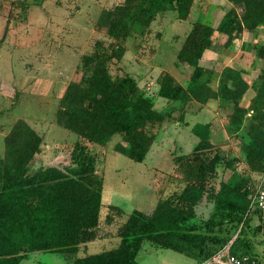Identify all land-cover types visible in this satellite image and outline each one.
<instances>
[{
	"label": "trees",
	"instance_id": "obj_1",
	"mask_svg": "<svg viewBox=\"0 0 264 264\" xmlns=\"http://www.w3.org/2000/svg\"><path fill=\"white\" fill-rule=\"evenodd\" d=\"M46 1L21 0L16 5L27 14ZM212 1L202 2L177 55V67H188V81L163 73L155 94L128 73L114 76L111 66L123 60L129 40L143 30L152 32L163 17L189 21L196 0H124L101 11L97 25L109 41L98 40L81 56V78L66 86L55 111V123L78 138L69 163L32 169L44 137L27 120H18L4 137L0 264H27L41 254L57 256L65 264H143L138 258L145 242L196 264H206L227 247L247 264H263L264 209L252 203L264 173V43L243 46L254 53L255 63L262 62L260 84L247 103L244 97L251 86L242 70L227 66L217 74L201 61L218 37H227L229 46L243 33L264 32V0H227L231 6L217 27L206 21ZM159 99L166 102L160 110ZM211 101L227 112L224 128L239 152L230 143H214L213 122L195 125L191 132L199 142L188 153H173L172 173H167L184 185L182 190L169 196L152 190L155 197L147 213L134 209L126 214L121 206L104 204L105 178L93 148H107L119 137L114 154L143 163L164 125L177 120L176 113L187 128V115ZM201 205L210 206L207 217L199 214ZM116 226L118 242L90 254L89 247L110 238L107 229Z\"/></svg>",
	"mask_w": 264,
	"mask_h": 264
},
{
	"label": "rangeland",
	"instance_id": "obj_2",
	"mask_svg": "<svg viewBox=\"0 0 264 264\" xmlns=\"http://www.w3.org/2000/svg\"><path fill=\"white\" fill-rule=\"evenodd\" d=\"M20 1L0 0V157L4 155V137L22 119L27 120L44 137L42 153L33 161L32 169L65 165L70 161L78 138L55 123L58 98L70 82L81 78L77 72L81 56L90 53L98 40L109 41L105 30L97 25L101 11L124 0H47L42 8L31 7L27 14L16 5ZM202 2L204 0H196L189 21H176L172 15L165 16L153 26L152 32L143 30L129 40L126 44L127 54L121 62L112 64V74L132 75L151 94L157 92V80L163 73H171L181 83L187 82L190 77L188 67H177V55L190 31V23L199 17ZM212 3L206 21L217 27L231 5L227 0H213ZM226 42L227 37H218L213 49L205 52L202 66L214 69L217 74L227 66L242 70V76H247L253 90H257L262 62L255 63L254 53L243 46L264 43V32L243 33L229 46H225ZM212 87L216 88V81ZM252 93L250 90L245 95L244 102ZM165 106L164 100L157 101V109ZM192 113L186 117V122L190 124L187 128L181 126L186 123L180 122L179 113L174 115L177 119L174 123L164 125L143 163L114 154V144L119 142V137L114 138L115 141L107 148H93V152L99 153L98 170L105 178V205L121 206L126 214L134 209L147 213L155 197L152 190L157 195L165 191V196L182 190L184 185L167 173H172L173 153H188L199 142L191 132L195 125L213 122L214 143H230L235 152H239V146L229 140L224 128L228 114L219 108L217 102L211 101L201 111L195 108ZM107 156L105 163L103 158ZM239 169L244 170V165H240ZM230 176L231 172L228 171L225 178ZM209 210L204 211L201 205L198 211L207 217ZM124 218H119L120 225ZM117 228H108L110 238L96 243L95 247L91 245L89 251L93 252L90 254L115 245L119 240L114 236ZM138 259L143 264H193L184 255L149 242H145ZM42 262L65 264L50 254L37 255L26 263Z\"/></svg>",
	"mask_w": 264,
	"mask_h": 264
},
{
	"label": "built area",
	"instance_id": "obj_3",
	"mask_svg": "<svg viewBox=\"0 0 264 264\" xmlns=\"http://www.w3.org/2000/svg\"><path fill=\"white\" fill-rule=\"evenodd\" d=\"M264 209V173L258 178L256 195L252 203ZM206 264H247L245 260L239 259L231 254L230 247L225 248Z\"/></svg>",
	"mask_w": 264,
	"mask_h": 264
},
{
	"label": "crops",
	"instance_id": "obj_4",
	"mask_svg": "<svg viewBox=\"0 0 264 264\" xmlns=\"http://www.w3.org/2000/svg\"><path fill=\"white\" fill-rule=\"evenodd\" d=\"M249 84H250V82H249V80H248V78H247V76H242ZM250 86H251V84H250ZM250 90H252L253 91V93H252V95H250L249 96V99L247 100V101H245V103H247L250 99H252L254 96H255V94H256V91L257 90H253V88H252V86H251V88H250ZM249 90V91H250ZM248 91V92H249ZM202 209L204 210V211H206L207 209H210V207L209 206H207V205H202ZM210 211V210H209ZM192 260V259H191ZM190 260V261H191ZM193 261V264H196V262L194 261V260H192Z\"/></svg>",
	"mask_w": 264,
	"mask_h": 264
}]
</instances>
